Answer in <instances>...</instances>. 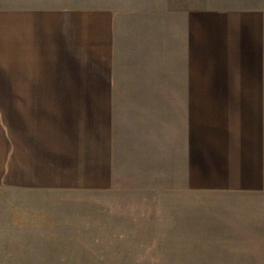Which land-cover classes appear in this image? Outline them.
I'll use <instances>...</instances> for the list:
<instances>
[{"label": "crops", "instance_id": "0c3cea01", "mask_svg": "<svg viewBox=\"0 0 264 264\" xmlns=\"http://www.w3.org/2000/svg\"><path fill=\"white\" fill-rule=\"evenodd\" d=\"M234 37L236 219L193 130L199 45ZM0 101V264H264V0H0Z\"/></svg>", "mask_w": 264, "mask_h": 264}, {"label": "rangeland", "instance_id": "374dc122", "mask_svg": "<svg viewBox=\"0 0 264 264\" xmlns=\"http://www.w3.org/2000/svg\"><path fill=\"white\" fill-rule=\"evenodd\" d=\"M236 38L230 45L214 46L206 51L201 45L198 48V99L195 126L198 153V199L206 200L213 205L215 216L218 218H237V160L236 141L239 121V101L228 98L237 92V62L238 53ZM220 97V98H214ZM5 104L13 101H0ZM97 102L94 101L93 112H97ZM125 104L126 101H118ZM101 103V104H102ZM12 107V105H11ZM101 123H107L101 111ZM93 117V115H92ZM96 117V115H95ZM92 118L86 117V123L91 124ZM74 117H71L72 123ZM75 132H70L73 135ZM93 134V133H92ZM194 137V136H193ZM88 146V145H87ZM15 218L36 223L39 233L45 231L47 216L40 211H13ZM32 221V222H31ZM44 234V233H43ZM43 254L37 264H45V245L39 243Z\"/></svg>", "mask_w": 264, "mask_h": 264}]
</instances>
